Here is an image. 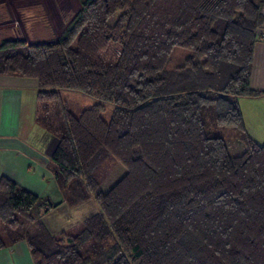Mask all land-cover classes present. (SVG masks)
<instances>
[{"label": "trees", "instance_id": "trees-1", "mask_svg": "<svg viewBox=\"0 0 264 264\" xmlns=\"http://www.w3.org/2000/svg\"><path fill=\"white\" fill-rule=\"evenodd\" d=\"M77 2L57 37L0 38V76L34 82L36 122L59 135L47 165L64 203L97 211L52 236L41 216L59 202L1 177L0 249L24 241L33 264H264V142L237 104L259 93V0ZM62 90L97 103L74 115Z\"/></svg>", "mask_w": 264, "mask_h": 264}, {"label": "crops", "instance_id": "crops-1", "mask_svg": "<svg viewBox=\"0 0 264 264\" xmlns=\"http://www.w3.org/2000/svg\"><path fill=\"white\" fill-rule=\"evenodd\" d=\"M259 2L262 24L253 47L249 82L250 88L259 93L238 98L237 104L247 134L256 143L262 144L264 142V0ZM23 28L21 34L25 41L24 35L26 36L28 31L25 30V26ZM34 33L35 29L31 34ZM35 97L34 82L18 76H0V178H7L50 202L52 199V203L59 202V205L53 209H63L67 212L70 208L64 203L62 191L47 165L57 143V137H53L36 122ZM52 213L54 211L50 210L49 213L42 215L41 221L47 231L57 237L65 230L59 229L53 235L48 223L44 221V217ZM86 218L80 219L77 223L81 224ZM0 264H33L26 243L20 241L0 249Z\"/></svg>", "mask_w": 264, "mask_h": 264}, {"label": "rangeland", "instance_id": "rangeland-1", "mask_svg": "<svg viewBox=\"0 0 264 264\" xmlns=\"http://www.w3.org/2000/svg\"><path fill=\"white\" fill-rule=\"evenodd\" d=\"M0 38L11 35L13 31H17L23 38L21 29L28 31L24 38L25 41L31 42L34 38L45 39L47 37H57L71 18V16L79 9L77 0H1L0 1ZM114 14L109 24L112 25L117 19ZM35 29V33L31 32ZM8 31V32H7ZM60 101L74 115H78L83 109L89 108L97 103V101L87 95H83L77 91L62 90L60 91ZM55 106L53 114L58 110ZM114 105L111 103L104 104L102 117L107 121L110 119ZM53 116V115H52ZM59 114H54V124L56 129L60 127ZM53 137L59 136L58 133H52ZM230 141H228L229 143ZM121 165H116L101 183L99 189L105 191L118 179L124 172ZM51 198V197H50ZM51 202L53 200L51 199ZM54 211L52 215L47 214L44 221L48 223L49 230L53 235L56 231L62 229L66 233L75 234L79 231L81 224L80 219L89 217L97 211V206L92 200L84 202L76 208H70L67 212L63 209H51ZM50 210L47 212L49 213ZM67 215V216H65ZM49 217V219H48ZM50 220V222H48ZM50 223V224H49ZM26 229L32 232V227L26 225Z\"/></svg>", "mask_w": 264, "mask_h": 264}]
</instances>
